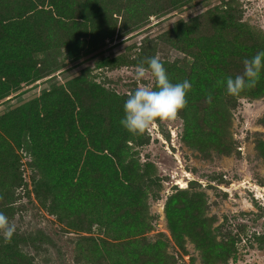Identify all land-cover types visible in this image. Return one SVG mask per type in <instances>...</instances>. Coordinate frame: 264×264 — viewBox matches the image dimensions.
<instances>
[{
	"label": "trees",
	"instance_id": "1",
	"mask_svg": "<svg viewBox=\"0 0 264 264\" xmlns=\"http://www.w3.org/2000/svg\"><path fill=\"white\" fill-rule=\"evenodd\" d=\"M190 2L16 0L12 10H3L0 0V102L17 93L22 83L35 82L53 70L54 65L36 57L38 52L60 45L73 57L91 53L108 38L125 35L128 19L139 25L152 14L178 10ZM50 17H56L67 33L58 43L45 30ZM161 41L184 54L174 61L160 60L172 83L187 80L191 84L187 106L179 113L185 141L203 150L230 152L233 111L243 97L264 96V69L256 85L238 95L228 94L226 81L243 74L245 59L264 51V32L243 21L239 3L228 0L188 21L181 20L152 41L153 46L142 44L133 56L106 57L101 64L147 68ZM127 98L81 74L55 82L0 113V212L14 214L19 192L28 185L17 151L21 149L29 153L31 166L38 172L32 192L40 203L74 229L88 233L100 229L101 236L79 237L77 260L175 264L162 241L135 238L152 227L148 189L160 178L152 163L140 162L135 148L149 138L133 135L120 123ZM259 147L264 155V142ZM206 206L202 193L179 190L168 200L166 211L173 235L179 240L188 235L207 264H213L218 244L204 215ZM42 242L39 235L20 230L10 242L0 235V264H33L29 250H40Z\"/></svg>",
	"mask_w": 264,
	"mask_h": 264
},
{
	"label": "rangeland",
	"instance_id": "2",
	"mask_svg": "<svg viewBox=\"0 0 264 264\" xmlns=\"http://www.w3.org/2000/svg\"><path fill=\"white\" fill-rule=\"evenodd\" d=\"M226 1L191 0L178 10L152 14L139 25L128 19L123 29L125 35L108 38L99 50L80 56H71L67 47L52 45L49 50L38 52L36 57L54 65L53 70L35 82L22 83L17 93L0 102V113L39 95L55 82L81 74L121 96L141 86L155 88L151 75L140 81L135 79L136 65L112 68L101 62L106 57L133 56L139 46H153L152 41L181 20L188 21ZM236 1L242 8L243 21L264 32V0ZM15 2L3 0L1 6L3 10L6 7L12 10L11 3L15 5ZM74 16L78 19L79 11L74 12ZM55 18H49L51 24L45 25V30L58 43L67 33ZM156 52L159 58L171 61L184 57L165 41L156 45ZM184 128L180 115L174 121H157L152 130L145 133L148 143L135 145L140 162L152 163L160 178L157 185L148 189L152 227L135 238L145 236L152 243L162 241L175 264H207L203 252L188 235L182 240L173 235L166 211L168 200L179 190L200 192L207 202L204 215L218 244V258L213 264H264V155L259 147L264 142V96L243 97L234 109L230 152L216 148L203 150L187 143ZM17 151L28 185L19 192L14 214L6 216L16 230L31 232L43 239L40 250H29L33 264H92L77 260V242L81 235L101 236L100 229L95 227L92 233L79 231L51 214L32 192L38 172L31 166L29 153Z\"/></svg>",
	"mask_w": 264,
	"mask_h": 264
},
{
	"label": "clouds",
	"instance_id": "3",
	"mask_svg": "<svg viewBox=\"0 0 264 264\" xmlns=\"http://www.w3.org/2000/svg\"><path fill=\"white\" fill-rule=\"evenodd\" d=\"M148 67L138 66L135 79L140 81L151 75L155 79V89L151 86H141L128 94L124 103V118L121 125L133 135H144L150 132L157 121L169 122L178 118L181 110L187 106V92L191 84L185 80L172 83L159 56L148 59ZM264 69V51L258 52L251 59L244 60V72L235 78L228 77L227 92L238 95L246 87L256 85L261 70ZM211 102V97L208 98ZM16 226L9 218L0 212V235L5 242H10Z\"/></svg>",
	"mask_w": 264,
	"mask_h": 264
}]
</instances>
